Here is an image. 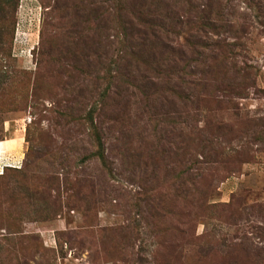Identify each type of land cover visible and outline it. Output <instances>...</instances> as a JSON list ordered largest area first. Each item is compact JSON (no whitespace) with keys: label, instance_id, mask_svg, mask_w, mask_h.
Listing matches in <instances>:
<instances>
[{"label":"rangeland","instance_id":"1","mask_svg":"<svg viewBox=\"0 0 264 264\" xmlns=\"http://www.w3.org/2000/svg\"><path fill=\"white\" fill-rule=\"evenodd\" d=\"M221 1L255 80L233 86L217 59L194 102L162 104L158 88L149 113L121 78L138 43L124 14L0 0V264H264V0ZM121 108H136L131 164ZM171 125L190 163L161 147Z\"/></svg>","mask_w":264,"mask_h":264},{"label":"trees","instance_id":"2","mask_svg":"<svg viewBox=\"0 0 264 264\" xmlns=\"http://www.w3.org/2000/svg\"><path fill=\"white\" fill-rule=\"evenodd\" d=\"M60 1L62 2L61 6L68 7V4L74 0H57V2ZM76 1L73 3L77 7L76 11L84 10L89 5L86 4L87 0ZM91 3H94V1H91ZM105 3L107 4L106 10H110V8L117 9L118 12L125 15V26L129 29V32H132V28L134 32L137 30V46L132 48L134 51L131 55V50L126 52L125 60L127 63L123 66L125 71L120 73L123 81L127 83L125 89L132 83L135 86L133 88L134 94H131V96H138V100L143 103L144 108H153L149 109V113L157 108L153 103L156 98L151 96L154 92L156 93L158 88L161 89L157 98L162 104L164 102L176 104L177 101L175 100L181 98L183 94H185L184 102L185 99H187V102H194L191 96L195 89H201L198 87H206L211 81H215L216 77L213 75L216 66L220 62L219 60L229 69L231 68L233 72V76L226 77L224 81L231 83L233 86H238V83L246 80H255V77H253L254 67L247 62L241 65L239 61V55L241 56V54L235 50L237 47L244 46L241 40L245 37V24L237 20L224 18V15L221 14V9L224 7L221 0H105ZM133 8L136 11H133ZM130 12L132 13L130 14ZM99 27L100 25H97V28ZM74 32L75 34L78 33L75 30ZM184 32L188 36L184 43H181L180 39ZM225 32H230L232 37L235 38L232 43L220 37L221 33L224 34ZM215 36L218 38H215ZM84 38L82 37L75 42H82ZM98 47L100 48V45ZM206 50L211 54L210 57L214 59L213 63L203 61ZM148 57L149 59L151 57V59L149 60ZM158 57H162L161 60ZM154 60L157 62L155 65L153 64ZM148 61H150V65H147ZM99 63H101V60L97 62V64ZM140 75L142 78H140ZM127 91H129V88ZM120 110L123 112L124 117L122 121L125 133L122 135V141L126 143L125 161L131 164L133 157L136 156L135 152H129L130 145L135 140V132L133 124L127 125L125 123L132 122V116L136 108H121ZM162 115L165 117L167 112L162 113ZM134 117L138 120V113ZM175 128V125H171L168 131L164 130L159 135V138L165 141L164 144H161V147L165 145L168 150L170 149L167 155L172 154L178 160L180 156L187 158V155H190L186 162L185 159H181L184 161H180L179 164H183V162L185 164L190 163L189 158L193 157L192 151L189 150L191 153L188 151V147L184 146L183 141L177 143L172 141L173 138L170 139L172 135L178 137L182 134L180 130L176 131ZM201 150L204 156L206 154L211 155L210 152L214 150V145H205ZM196 159L198 158L196 157ZM195 165L196 162H193L190 167H187L191 175L194 173H196L195 175L200 174L201 166L194 168ZM183 170L186 171V168H183Z\"/></svg>","mask_w":264,"mask_h":264},{"label":"crops","instance_id":"3","mask_svg":"<svg viewBox=\"0 0 264 264\" xmlns=\"http://www.w3.org/2000/svg\"><path fill=\"white\" fill-rule=\"evenodd\" d=\"M8 141H1L0 142V149H3L6 147Z\"/></svg>","mask_w":264,"mask_h":264}]
</instances>
